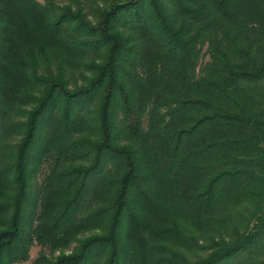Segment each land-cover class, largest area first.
<instances>
[{
    "label": "trees",
    "instance_id": "obj_1",
    "mask_svg": "<svg viewBox=\"0 0 264 264\" xmlns=\"http://www.w3.org/2000/svg\"><path fill=\"white\" fill-rule=\"evenodd\" d=\"M33 245L264 264V0H0V264Z\"/></svg>",
    "mask_w": 264,
    "mask_h": 264
},
{
    "label": "rangeland",
    "instance_id": "obj_2",
    "mask_svg": "<svg viewBox=\"0 0 264 264\" xmlns=\"http://www.w3.org/2000/svg\"><path fill=\"white\" fill-rule=\"evenodd\" d=\"M38 248L39 247L37 245H33V247L31 248V251H30V259L27 261H24V262H16L14 264H30L31 259L37 254ZM187 258L189 260H192V261L194 260L193 256H191V255L187 256Z\"/></svg>",
    "mask_w": 264,
    "mask_h": 264
}]
</instances>
